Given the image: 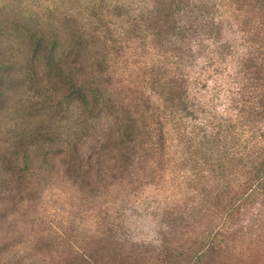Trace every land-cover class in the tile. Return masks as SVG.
<instances>
[{"label":"rangeland","instance_id":"rangeland-1","mask_svg":"<svg viewBox=\"0 0 264 264\" xmlns=\"http://www.w3.org/2000/svg\"><path fill=\"white\" fill-rule=\"evenodd\" d=\"M0 264H264V0H0Z\"/></svg>","mask_w":264,"mask_h":264}]
</instances>
